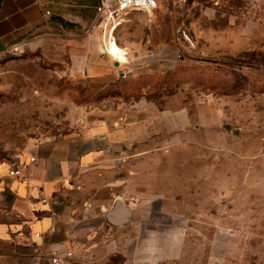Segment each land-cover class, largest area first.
<instances>
[{
	"label": "rangeland",
	"instance_id": "obj_1",
	"mask_svg": "<svg viewBox=\"0 0 264 264\" xmlns=\"http://www.w3.org/2000/svg\"><path fill=\"white\" fill-rule=\"evenodd\" d=\"M49 1L46 43L0 57V165L115 137L70 180L67 264H264V0H158L122 17L117 57L100 0ZM12 200L2 183L0 223Z\"/></svg>",
	"mask_w": 264,
	"mask_h": 264
},
{
	"label": "crops",
	"instance_id": "obj_2",
	"mask_svg": "<svg viewBox=\"0 0 264 264\" xmlns=\"http://www.w3.org/2000/svg\"><path fill=\"white\" fill-rule=\"evenodd\" d=\"M49 4V0H0V57L14 49L36 48L46 43L49 24L44 13ZM98 133L75 142L64 138L39 146L26 155L35 159L30 165V179L7 178L0 182L6 183L13 199L4 222L0 223V262L13 264L23 259L28 264H49L54 252L62 250L74 256L67 241L74 237L70 230L75 221L71 215L73 203L68 200L72 196L70 180L91 164L100 163L103 154H117L111 148L115 137ZM7 169V163L0 165V175L5 177ZM36 234L41 237L36 238ZM54 235H62L66 241L51 244L49 240Z\"/></svg>",
	"mask_w": 264,
	"mask_h": 264
},
{
	"label": "built area",
	"instance_id": "obj_3",
	"mask_svg": "<svg viewBox=\"0 0 264 264\" xmlns=\"http://www.w3.org/2000/svg\"><path fill=\"white\" fill-rule=\"evenodd\" d=\"M158 0H104L95 9V27L101 29L103 34H107L109 40L115 41L113 38L114 31L119 27L122 17L132 11L151 12L158 7ZM45 16L49 15L46 11ZM178 35L190 43V39L185 31L179 30ZM109 43V42H108ZM27 160V162L25 161ZM14 162H8L6 178L17 179L19 181H27L31 178L30 165L34 163L33 157L27 158L25 155H17L13 158ZM41 202L45 203V199L41 198ZM36 238L41 235L36 234ZM73 257L72 252L62 250L55 251L53 256L49 258V264H67V261Z\"/></svg>",
	"mask_w": 264,
	"mask_h": 264
},
{
	"label": "water",
	"instance_id": "obj_4",
	"mask_svg": "<svg viewBox=\"0 0 264 264\" xmlns=\"http://www.w3.org/2000/svg\"><path fill=\"white\" fill-rule=\"evenodd\" d=\"M113 66L117 68L119 67V63L114 61ZM129 216L130 211L127 208L120 206L119 203H116L114 209L105 215V219L110 225L120 227L127 223ZM63 240L64 237L62 235H54L49 242L51 244H59Z\"/></svg>",
	"mask_w": 264,
	"mask_h": 264
},
{
	"label": "bare ground",
	"instance_id": "obj_5",
	"mask_svg": "<svg viewBox=\"0 0 264 264\" xmlns=\"http://www.w3.org/2000/svg\"><path fill=\"white\" fill-rule=\"evenodd\" d=\"M108 52L111 56L117 57L118 55V51L116 50V48L114 47L112 40H109V47H108Z\"/></svg>",
	"mask_w": 264,
	"mask_h": 264
}]
</instances>
